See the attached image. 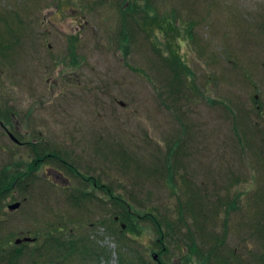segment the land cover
<instances>
[{"label": "rangeland", "instance_id": "374dc122", "mask_svg": "<svg viewBox=\"0 0 264 264\" xmlns=\"http://www.w3.org/2000/svg\"><path fill=\"white\" fill-rule=\"evenodd\" d=\"M150 1L160 6L159 14L177 15L165 26L183 20L194 39L180 46L142 27V11L133 12L126 20L133 34L125 51L116 41L118 30L124 32L116 4L125 0H0V109L17 112L24 124L18 127L22 142L43 132L50 151L71 154L70 161L84 172L90 167L102 185L130 204L136 218L134 223L127 213L115 216L118 211L102 190L72 203L69 194L84 186L55 171L59 165L53 160L28 191L0 203V244L5 239L14 246L35 232L43 235L41 244L63 227L89 238L88 248L95 245L99 259L78 251L71 259L45 252L43 260L202 264L186 250L192 239L205 256L216 248L212 257L229 262L234 251L239 259L264 253V0ZM164 45L174 46L188 64L192 84L181 70L187 85L170 86L171 68L182 62ZM73 47L77 66L71 62ZM215 100L220 103L211 104ZM2 133L0 127L1 172L35 158L30 144L17 146ZM236 200L238 209L227 215ZM19 202L21 208L9 210ZM180 210L189 230L176 223ZM149 212L176 226L175 238L164 225L158 228L166 234L164 254L154 223L143 219ZM29 256L21 264H28Z\"/></svg>", "mask_w": 264, "mask_h": 264}, {"label": "trees", "instance_id": "16d2710c", "mask_svg": "<svg viewBox=\"0 0 264 264\" xmlns=\"http://www.w3.org/2000/svg\"><path fill=\"white\" fill-rule=\"evenodd\" d=\"M145 2H146L144 3L145 6L142 9H140L139 7L141 4H143L142 0H125L123 4L121 3L116 4L117 7H120V11H117V12H119L121 20H122L121 27L124 26V32H121L120 30H118L117 32L118 36L116 38V41L120 43L121 47L125 51H126V48H128V46H125L124 42L129 41V39H131V35L133 34V29L131 30V27L127 24L126 20L130 14H133V12L134 14L135 13L138 14L139 12L142 11V13H140L143 16L142 27H151V28H148V31L154 30L155 32H158L159 34H162V35L166 34L165 36L166 38L168 39L172 38L174 42L176 43L179 42L178 44L180 46L185 41L194 39V36H192V32H191V29H192L191 26L187 27L186 23H184L183 20L181 24H178L177 20L175 19L173 23H169L167 24V26H165L164 23L166 19L171 18V16L173 15L162 13L163 9H160L162 14H159L160 12H159L158 7L160 6H158L157 4L156 5L152 4L150 0H145ZM126 3H129L126 9H122L121 5H124ZM77 11H80V10H77ZM32 14H34V11H32ZM173 17L176 18L177 15H174ZM30 18L31 17H29V19ZM155 24L159 26L158 28H156L157 31L154 26ZM24 26L25 25L23 23L22 27ZM13 33L14 32H10L9 34H13ZM24 34L25 36H27L28 30H27V33H25V30H24ZM121 35H122V38H120ZM28 36H30V31H29ZM72 39H73L72 42L74 45L79 40L77 36L72 37ZM161 44L163 45V43ZM164 47H166V49H169L171 51L177 52V49L174 48V46L164 45ZM75 49L76 48L73 47L72 52H70L72 57L74 58L72 59L71 62L75 66H77L80 63V61L76 58ZM177 54L181 57L182 65H181V68H178V69L172 66L171 70L173 72V76L170 77L171 85L170 84L169 85L177 88L178 90L180 85L184 84L186 86L187 83L188 84L191 82L193 83V80L195 81V79H194L193 71L190 70L188 64L184 62V60L182 59V56L178 52ZM181 70H182V73H186L187 77L190 76L191 78L190 82L187 81L186 83V81L184 82L183 79H181L180 77ZM135 71L139 72L140 70L135 68ZM217 103H220V101L215 100V101H212L211 104H217ZM259 111L261 113L260 109ZM231 112H233V110H231ZM233 114L234 116L236 115L234 112ZM261 114L264 115L263 113ZM239 123L238 121L237 123L235 121V124H236L235 127L238 128ZM19 126L23 127L24 124L20 120H18L17 112L14 110V108L10 107V108H5V109H0V127L2 128V131H3L2 134L8 137V139L14 142L17 146L23 147V146H26L27 144H30L31 147L29 150L31 151L32 157L35 156L34 159L28 162L16 161L13 164H10V166H8L9 168L7 167L4 170H2V172L0 171V203L9 197H14V195H16L17 193H21L22 191H28L29 183L31 184L35 183L37 179H39L38 172H40V170L44 167V165L48 161L55 160L56 162H58V165H59V166L56 165V168L60 169V170L57 169L55 171L60 172V174L61 173L64 174V172L62 171H65L66 173L78 179L81 185L84 186V190L77 189L75 193L69 194V200L72 203L80 204L84 200H87V199L91 200L92 196L93 198L96 197L92 190H102V191H105L106 195L111 200V203L114 204V206L116 207V210L118 211V213H116L115 216L122 217L121 215H118V214L127 213L126 217L128 218L130 222H134L136 220V218L132 214L134 212L131 209L132 207L130 206V204L126 202L125 199L116 195L113 189L111 188V186L106 185V184L102 185L101 179L92 175V173L90 172V169H91L90 167L87 168L86 172H84L83 171L84 169H82V166H79L76 162L72 161L73 162L72 163L70 161V159L73 158L71 154H63L61 150H58V149H55L54 151H50L51 146L49 145H51V142L42 136L43 132L41 131H39V134L37 136L38 139H40L41 141L36 139L28 143L22 142V135L20 134L19 128H18ZM96 151L99 153V150L96 149ZM172 153H173V150L170 149V153L168 154L169 156L168 159L171 157ZM98 163H100V161ZM170 166H171L170 163H168L169 169L171 168ZM170 172H172V169H170ZM170 180L172 181L171 176H170ZM237 202L238 201L236 200L234 203L228 206L227 215H229L230 212L238 209ZM184 216L185 214H183V210H180L179 215H178V221L176 223L185 225V227L189 230V225L187 224ZM143 217H144L143 219L151 220V222L154 223L155 228L157 229V232L161 235L159 239L162 245L160 253L164 254L166 250L164 249L162 241H163V237H165L166 234L160 233L158 231V228L161 229L160 226L164 225L168 230H170L169 235L175 238L177 235L176 226L173 223H171L169 220L163 219L164 217L152 216L150 212L146 213L145 216ZM260 230H261V235L264 236V225L260 224ZM64 231L66 230L63 227L57 228L55 231V235L46 236V238L41 244L40 243L37 244V243H38V240L40 239V236L43 237V235H41V233H36V232L33 234L34 238H32V236H28L25 238L24 242L17 240L15 241L14 246H10L9 240L2 239L4 242H1L0 244V259H4L3 262L5 264H21L23 261L22 259L26 255L27 256L30 255L31 258L29 259L28 264H58L57 261H52L51 260L52 258L50 260L48 259L43 260L42 253H45V252H49L50 254L55 253L54 256L56 259L63 258V257L67 259H71L73 255L80 254L78 253V251H82L83 253L84 251L89 252L90 255L92 254L94 256V259L96 258L97 260L99 259L101 254L96 253L97 248H95V245L92 244V247L88 248V246L91 245L89 243V238L85 239L83 237L81 238L76 237L74 234L72 235L73 230L67 231L66 233ZM112 232L114 233L113 230L111 231V233ZM4 243H7V245L10 246L11 248L4 247L3 246ZM186 248H187L186 250L190 254H192V256L194 255L196 257H200V261L202 264H213L212 261L216 263H220V264H240V263L241 264H264V253H256V254H252L251 258L249 257V258L239 259L235 255L237 254V251H234L232 252L231 260L229 262L228 259L212 257L214 256L213 255L214 252H217L216 248L214 249L212 248L211 251H209V253L211 254L210 256H205L204 251H202L203 249L202 250L200 249L199 245L197 244V242H195L194 239L186 243ZM142 259L144 260L143 257ZM190 259H192L190 260V262H192L193 258L191 256H190ZM133 261L135 264H148L145 260L144 262H140V261L136 262V259H134ZM164 264H168V263H164Z\"/></svg>", "mask_w": 264, "mask_h": 264}, {"label": "water", "instance_id": "95a60500", "mask_svg": "<svg viewBox=\"0 0 264 264\" xmlns=\"http://www.w3.org/2000/svg\"><path fill=\"white\" fill-rule=\"evenodd\" d=\"M20 206H21V203H16V204L10 205V206H9V209H10L11 211H15V210L19 209ZM155 259H156V260L158 259V256H157V255H156Z\"/></svg>", "mask_w": 264, "mask_h": 264}, {"label": "flooded vegetation", "instance_id": "af4514ba", "mask_svg": "<svg viewBox=\"0 0 264 264\" xmlns=\"http://www.w3.org/2000/svg\"><path fill=\"white\" fill-rule=\"evenodd\" d=\"M156 255H157V254H155V256L153 257V259L159 263V262H160V258H159L158 260H156V259H155ZM157 256L159 257V255H157ZM159 264H160V263H159ZM179 264H181V263H179Z\"/></svg>", "mask_w": 264, "mask_h": 264}]
</instances>
